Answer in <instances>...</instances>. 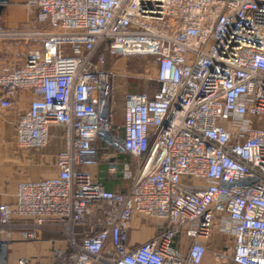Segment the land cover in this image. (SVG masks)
<instances>
[{
  "label": "built area",
  "instance_id": "built-area-1",
  "mask_svg": "<svg viewBox=\"0 0 264 264\" xmlns=\"http://www.w3.org/2000/svg\"><path fill=\"white\" fill-rule=\"evenodd\" d=\"M27 5L55 29L3 33L39 46L23 64L0 66V109L30 90L19 143L42 149L59 126L65 147L56 177L19 183L12 202L0 195V264L17 227L26 241L61 227L72 250H54V264H203L214 229L229 237L236 264H264V0ZM100 48L151 56L156 67L153 93L123 98L119 145L134 159L123 165L126 191L107 189L82 167L99 137L118 140L113 74ZM134 217L157 232L131 245Z\"/></svg>",
  "mask_w": 264,
  "mask_h": 264
},
{
  "label": "crops",
  "instance_id": "crops-1",
  "mask_svg": "<svg viewBox=\"0 0 264 264\" xmlns=\"http://www.w3.org/2000/svg\"><path fill=\"white\" fill-rule=\"evenodd\" d=\"M27 2L28 0H9L0 13V66L13 67L23 64L27 51L39 46L38 40L27 42L24 39L4 37L3 33L55 29L50 24L40 22L37 11L30 9ZM104 50L108 53L107 49ZM114 93L113 81L112 98ZM32 98L33 94L30 90H23L18 94V100L13 107L0 109V195L4 202L13 201L19 183L53 178L58 174L56 157L65 147L61 127L50 128L49 143L42 149L25 147L19 143L16 125L20 117L29 110ZM112 105L114 108L112 132L118 138L117 143H109L99 137L96 143L97 150L94 149V159L85 162L82 167L107 189L126 191L131 179L124 176L123 165L132 162L133 157L123 151L119 145V139L124 136L123 97L119 104L112 103ZM21 229L15 228L13 235L8 239L7 264H19L22 259H27L28 264H54V250L61 249L66 252L72 250V243L61 227L42 230L41 237L35 241L24 240ZM81 231V226H75L74 240L77 242L80 241ZM156 232L157 228L154 224L144 222L140 217H134L130 244L141 243ZM182 241L186 245L189 243L187 237ZM208 242L217 250L216 253H226V245L230 243L229 237L217 229L212 231L211 240Z\"/></svg>",
  "mask_w": 264,
  "mask_h": 264
},
{
  "label": "rangeland",
  "instance_id": "rangeland-1",
  "mask_svg": "<svg viewBox=\"0 0 264 264\" xmlns=\"http://www.w3.org/2000/svg\"><path fill=\"white\" fill-rule=\"evenodd\" d=\"M103 48L98 49V53H104ZM107 62L105 68L113 72L114 81V98L112 103L119 104L120 99L126 93L131 92H150L154 91L158 87L156 79V67L154 59L148 55H134L130 57L112 56L106 53ZM113 131V130H112ZM97 150V146L94 147ZM134 164V159L132 162ZM217 250L214 246L209 244L206 259L203 264H236L231 257L229 252L216 253ZM220 256L216 260L217 256ZM221 260H225L220 262Z\"/></svg>",
  "mask_w": 264,
  "mask_h": 264
},
{
  "label": "water",
  "instance_id": "water-1",
  "mask_svg": "<svg viewBox=\"0 0 264 264\" xmlns=\"http://www.w3.org/2000/svg\"><path fill=\"white\" fill-rule=\"evenodd\" d=\"M8 1H9V0H0V13H1L2 9L4 8V5H5L6 3H8Z\"/></svg>",
  "mask_w": 264,
  "mask_h": 264
},
{
  "label": "trees",
  "instance_id": "trees-1",
  "mask_svg": "<svg viewBox=\"0 0 264 264\" xmlns=\"http://www.w3.org/2000/svg\"><path fill=\"white\" fill-rule=\"evenodd\" d=\"M104 49H106V48H104Z\"/></svg>",
  "mask_w": 264,
  "mask_h": 264
}]
</instances>
